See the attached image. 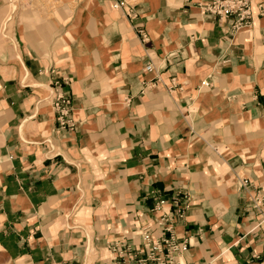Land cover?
<instances>
[{
    "label": "crops",
    "instance_id": "crops-1",
    "mask_svg": "<svg viewBox=\"0 0 264 264\" xmlns=\"http://www.w3.org/2000/svg\"><path fill=\"white\" fill-rule=\"evenodd\" d=\"M10 1L0 264H110L113 242L137 245L145 225L159 236L163 212L189 240L182 264H264L250 201L264 196V0L236 31L200 8L210 0H73L52 19L5 16ZM55 80L71 129L56 122Z\"/></svg>",
    "mask_w": 264,
    "mask_h": 264
},
{
    "label": "built area",
    "instance_id": "built-area-1",
    "mask_svg": "<svg viewBox=\"0 0 264 264\" xmlns=\"http://www.w3.org/2000/svg\"><path fill=\"white\" fill-rule=\"evenodd\" d=\"M111 6L117 10L123 9L127 7V0H112ZM200 8L214 15L217 20H228L233 31L252 24L254 17L250 0H210L203 2ZM127 10L131 11L129 8ZM144 37L143 34L142 38ZM144 69L150 71L152 65L148 64ZM202 85H206V82H202ZM51 93V103L59 129H71L73 125L69 115V99L60 91L58 80L52 83ZM246 183H248L247 179H242L240 185L244 186ZM250 201L253 209L257 211V220L253 229L260 228L264 232V196L257 190ZM162 202V200L158 201V204L161 205ZM168 218V212H163L158 218V224L161 226L159 236H151L150 225H145L139 231L141 240L137 245L128 244L124 240L113 242L110 247L113 254L110 264H182L181 257L189 247V240L171 232L170 224L166 223Z\"/></svg>",
    "mask_w": 264,
    "mask_h": 264
},
{
    "label": "rangeland",
    "instance_id": "rangeland-1",
    "mask_svg": "<svg viewBox=\"0 0 264 264\" xmlns=\"http://www.w3.org/2000/svg\"><path fill=\"white\" fill-rule=\"evenodd\" d=\"M72 1L69 0L71 3L66 4L64 0H11L6 8L5 16L12 17L15 14L22 15L26 14V12H31L36 14L44 13L51 18L54 13H58V10H72Z\"/></svg>",
    "mask_w": 264,
    "mask_h": 264
}]
</instances>
